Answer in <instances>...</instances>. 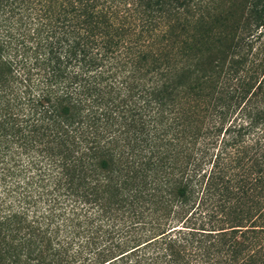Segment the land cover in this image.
Listing matches in <instances>:
<instances>
[{"label": "trees", "instance_id": "1", "mask_svg": "<svg viewBox=\"0 0 264 264\" xmlns=\"http://www.w3.org/2000/svg\"><path fill=\"white\" fill-rule=\"evenodd\" d=\"M0 264H264V0H0Z\"/></svg>", "mask_w": 264, "mask_h": 264}]
</instances>
